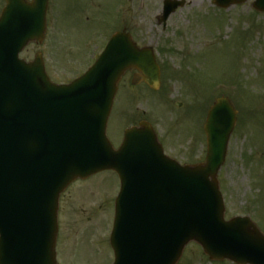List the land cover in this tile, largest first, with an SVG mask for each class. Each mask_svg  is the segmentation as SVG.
I'll return each mask as SVG.
<instances>
[{"label":"water","instance_id":"obj_1","mask_svg":"<svg viewBox=\"0 0 264 264\" xmlns=\"http://www.w3.org/2000/svg\"><path fill=\"white\" fill-rule=\"evenodd\" d=\"M228 7L246 0H214ZM164 16L182 2L164 0ZM47 0H6L0 13V264H57L59 194L76 178L112 169L120 178L110 235L113 264H176L195 241L212 260L264 264V235L248 217L223 218L217 171L223 164L236 110L226 97L209 107L205 160L180 166L162 154L151 125L124 131L114 149L106 123L117 83L128 68L134 83L159 85L149 48L128 34L111 37L96 62L67 85L52 83L37 52ZM252 6L264 11V0ZM169 7V8H168Z\"/></svg>","mask_w":264,"mask_h":264},{"label":"rangeland","instance_id":"obj_2","mask_svg":"<svg viewBox=\"0 0 264 264\" xmlns=\"http://www.w3.org/2000/svg\"><path fill=\"white\" fill-rule=\"evenodd\" d=\"M161 9L162 0H56L45 40L27 45L20 56L31 59L42 51L48 76L62 83L81 73L107 37L125 27L155 49L161 84L155 91L143 84L133 89L124 78L107 136L116 145L129 124L144 118L181 160L203 158L207 107L218 95L229 96L238 112L218 171L225 216L248 215L264 233V13L251 0L226 9L212 0H185L163 29L157 22ZM117 189V176L107 170L66 191L60 264H111L107 228ZM178 264L232 263L212 262L189 244Z\"/></svg>","mask_w":264,"mask_h":264},{"label":"flooded vegetation","instance_id":"obj_3","mask_svg":"<svg viewBox=\"0 0 264 264\" xmlns=\"http://www.w3.org/2000/svg\"><path fill=\"white\" fill-rule=\"evenodd\" d=\"M135 71H128L126 74H125V77H132V75L134 74ZM172 152V151H170ZM173 153V152H172ZM64 195V194H63ZM63 195H62V198H61V201L63 199Z\"/></svg>","mask_w":264,"mask_h":264}]
</instances>
